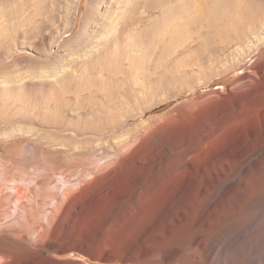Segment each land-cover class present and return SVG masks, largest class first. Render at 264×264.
Listing matches in <instances>:
<instances>
[{
    "label": "bare ground",
    "instance_id": "1",
    "mask_svg": "<svg viewBox=\"0 0 264 264\" xmlns=\"http://www.w3.org/2000/svg\"><path fill=\"white\" fill-rule=\"evenodd\" d=\"M134 1L103 27L118 31ZM180 2L163 32L122 46L119 30L82 78L62 80L61 120L71 99L93 98L106 71L153 48L169 57L168 89L151 103L143 93L146 105L122 113V128L102 106L60 130L42 151L33 198L0 186V264H84L71 254L99 264H264V0ZM154 4L145 2L148 13ZM255 57L227 91L214 89ZM16 148L0 154L7 180L17 176Z\"/></svg>",
    "mask_w": 264,
    "mask_h": 264
},
{
    "label": "rangeland",
    "instance_id": "2",
    "mask_svg": "<svg viewBox=\"0 0 264 264\" xmlns=\"http://www.w3.org/2000/svg\"><path fill=\"white\" fill-rule=\"evenodd\" d=\"M130 1L134 0H0V154H4L3 150L7 147H17V154L14 155L18 157L15 156L14 159L20 160L14 164L12 175L17 176L12 178L13 181L7 180L0 162V179L4 181L0 180V186H3L5 194H15L18 191L15 188L19 189L20 186L31 198L40 191L42 151L57 146L60 130L71 128L70 122L79 112L90 113L103 106L107 109L105 114L110 115L112 121L115 119L113 123L120 124L122 128V113L127 115L138 112L146 105L141 100L143 93L147 97V103H151L157 99V95L161 97L164 90L168 89L166 80L170 75V67L165 65L169 57L157 56L153 48L135 65L117 67L106 71L102 78H97V84L93 86L94 91L96 90L93 98L84 102L77 98L71 99L63 108L61 120L58 96L63 88L62 82L72 76L82 78L83 73H86L84 64L97 57L107 38L108 42H114L121 30L122 46L125 40L130 39L137 44L138 38L142 39L147 31L148 37L146 35L144 40L149 35L163 32L166 23H161L168 14L167 9L174 8L177 3L179 7H184L185 4L180 6V1L195 3L216 0H152L155 1L153 7L156 8L153 13H148L144 7L148 0H136L134 4L137 6L131 3V7H128L130 11H135H129V16L122 20L118 31L116 28L114 31L111 27H103L104 22L110 21L116 7L125 8ZM129 17L131 18L127 21ZM170 17L166 18L169 23L172 22ZM73 24L75 27L72 28ZM159 28L160 32L156 30ZM101 36L105 38L102 39ZM255 60L256 57L248 59L239 72L219 80L218 83L222 86L214 85V89L227 91L234 79L242 75ZM184 98L148 112L144 119L168 110ZM82 104L84 109L81 110ZM61 121L63 127L59 125ZM137 121L141 122L142 119ZM19 152L22 154L19 155ZM15 217L12 216L8 222L15 224L17 220L23 221L20 216L18 219ZM70 257L81 260L84 264H99L73 254Z\"/></svg>",
    "mask_w": 264,
    "mask_h": 264
}]
</instances>
